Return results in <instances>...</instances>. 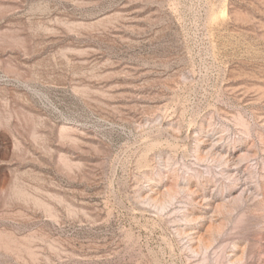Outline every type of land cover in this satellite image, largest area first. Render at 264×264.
Listing matches in <instances>:
<instances>
[{
	"label": "rangeland",
	"instance_id": "1",
	"mask_svg": "<svg viewBox=\"0 0 264 264\" xmlns=\"http://www.w3.org/2000/svg\"><path fill=\"white\" fill-rule=\"evenodd\" d=\"M0 264H264V0H0Z\"/></svg>",
	"mask_w": 264,
	"mask_h": 264
}]
</instances>
